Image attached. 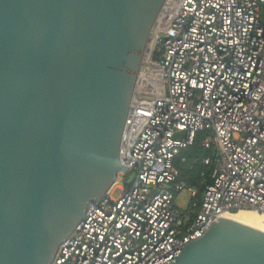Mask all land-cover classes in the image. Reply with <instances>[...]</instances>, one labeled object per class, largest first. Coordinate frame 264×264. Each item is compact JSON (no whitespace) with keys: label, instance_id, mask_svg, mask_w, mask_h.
I'll use <instances>...</instances> for the list:
<instances>
[{"label":"water","instance_id":"95a60500","mask_svg":"<svg viewBox=\"0 0 264 264\" xmlns=\"http://www.w3.org/2000/svg\"><path fill=\"white\" fill-rule=\"evenodd\" d=\"M183 2L0 0V264H50L127 171ZM173 264H264V233L216 218Z\"/></svg>","mask_w":264,"mask_h":264},{"label":"built area","instance_id":"2783aa9c","mask_svg":"<svg viewBox=\"0 0 264 264\" xmlns=\"http://www.w3.org/2000/svg\"><path fill=\"white\" fill-rule=\"evenodd\" d=\"M155 52L163 101L127 145V171L50 264H173L216 218L264 216V0H184L172 25L158 29ZM198 132L212 167L199 199L174 166Z\"/></svg>","mask_w":264,"mask_h":264},{"label":"trees","instance_id":"16d2710c","mask_svg":"<svg viewBox=\"0 0 264 264\" xmlns=\"http://www.w3.org/2000/svg\"><path fill=\"white\" fill-rule=\"evenodd\" d=\"M205 132H198L193 144L185 151H182L174 160V166L179 173L180 179L187 187L198 189V199L203 188L210 182L211 166L203 164V159L210 155V151L202 146Z\"/></svg>","mask_w":264,"mask_h":264},{"label":"bare ground","instance_id":"6f19581e","mask_svg":"<svg viewBox=\"0 0 264 264\" xmlns=\"http://www.w3.org/2000/svg\"><path fill=\"white\" fill-rule=\"evenodd\" d=\"M158 34V31H157ZM157 38V35H156ZM155 38V40H156ZM154 40V42H155ZM147 63L151 65L149 60L147 59ZM259 214V213H258ZM256 212H241L238 211V213L231 215L230 214H224L222 218L228 219L240 224H243L247 227L253 228L255 230L261 231L264 233V216L258 215Z\"/></svg>","mask_w":264,"mask_h":264},{"label":"rangeland","instance_id":"374dc122","mask_svg":"<svg viewBox=\"0 0 264 264\" xmlns=\"http://www.w3.org/2000/svg\"><path fill=\"white\" fill-rule=\"evenodd\" d=\"M156 58H157V55H156V52H155V42H154V44H153V46H152V48H151V52H150V55H149V57H148V60H149V62L153 63V62H155ZM121 177H122V176H121ZM118 178H119V177H118ZM123 179H124V177H123ZM132 179H133V175H129V176L126 177L124 180H122V184H123L124 186H127V185L131 182ZM183 196H184V195L182 194V195L180 196V198H182ZM177 204H178L179 206H181V207H184V206L186 205V203L183 201V198H182V199H179V200L177 201ZM241 212H252V211H251V210H241ZM236 213H238V211L231 213V215H234V214H236ZM257 214H258V213H257ZM258 215H260V214H258Z\"/></svg>","mask_w":264,"mask_h":264}]
</instances>
